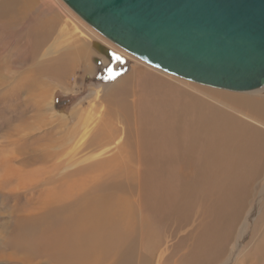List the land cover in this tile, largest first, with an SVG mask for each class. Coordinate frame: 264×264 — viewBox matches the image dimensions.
Listing matches in <instances>:
<instances>
[{"label":"rangeland","instance_id":"1","mask_svg":"<svg viewBox=\"0 0 264 264\" xmlns=\"http://www.w3.org/2000/svg\"><path fill=\"white\" fill-rule=\"evenodd\" d=\"M49 3H52L50 9L36 7L30 19L21 21L24 25L21 22H16L13 26L0 25V243L7 240L15 225L16 216L41 211L39 201L44 200L46 194L58 192L49 191L42 182L32 185L30 176L17 171H32L31 176H42V164L33 162V149L42 147L48 142L47 139H59L71 140L68 154H73L76 158L82 156L84 162L90 157L94 162L111 157V170L124 171L125 179L121 177L120 183L131 190L123 192L118 187L120 183L104 188L111 187V196L124 199L132 208L135 227L138 226V233L143 236V240L141 236H137V250L140 248L144 254L153 257L155 264H185L187 248L195 250L198 241L196 236L209 227L212 217L216 216L214 212H207V206L215 200H219L217 206L222 214L219 229L216 228V237L213 239L217 246L211 250L210 256L216 255L210 259L203 257L191 264H221V261L232 254L233 245L241 235L242 223L261 195L259 198L262 204L259 205L258 213H255L256 217L254 215L255 218L240 238L242 249H246L237 251L236 256H244L239 259V264L247 258L250 259L249 262L259 261L258 264H264V257L257 251L259 247H264V124L249 121L233 110L239 105L240 98L237 95H244L246 92L202 85L160 70L109 40L64 0H49ZM38 18H46L51 24V35L42 49L43 56L42 53L33 55L26 41L27 26L37 23L40 20ZM16 41L21 44L16 46ZM41 60L47 70L57 63L59 67L56 71L48 70L49 74L43 77L44 81L39 82L40 84L30 85L27 78L36 73L33 70ZM30 65H33L32 69ZM23 80L24 83L21 84ZM28 88L30 92L33 90L31 95L25 92ZM42 90L46 94L50 91L47 100L49 109L43 112L35 105ZM247 111L250 112L248 108ZM82 112V118L75 121L69 119L72 122L70 126L65 124L71 115L79 117ZM24 113L23 117L18 116ZM208 114L234 122L231 124L236 125L240 135L258 136L260 144L257 146L260 148L253 150L249 157L245 156L241 160L243 163L236 165V160L240 158L236 154L241 145L229 137L226 145L220 147L218 143L211 149V156L205 162L208 166L206 171L197 170L200 165L199 155H177L171 161L173 169L193 189L190 215H185L184 212L177 214L175 205L170 202L163 204L160 212L147 210L143 196V191L146 190L143 186L144 178L150 184L158 185L161 172L149 177L146 172L160 166L162 161L160 156L152 160L147 155L143 149L144 137L151 135L150 131L158 118H162L164 123L178 118L189 124ZM101 116L107 122L111 121L116 132L111 134V142H107L109 136H105L91 145L95 127L102 123ZM228 131L224 130L223 136ZM60 141L55 144H60ZM53 149L56 150V147ZM78 151L81 153L78 154ZM84 156L87 157L83 158ZM51 162L47 165H52L53 161ZM87 166L88 164L85 171L71 176L69 181L64 177L58 184V189L64 186L63 191L68 193L95 185ZM79 168L81 167L76 169ZM178 168H183L184 172L177 171ZM76 169L67 168L63 175ZM127 170H130L133 179L128 177ZM106 180L107 176L101 183H106ZM160 214L166 223L170 224L177 218L185 223L180 227H166L164 232V227L157 221ZM171 230H174L172 235ZM236 256L230 259L232 264H236ZM234 258L236 259L233 260ZM135 261L138 264L140 258L136 257Z\"/></svg>","mask_w":264,"mask_h":264},{"label":"bare ground","instance_id":"2","mask_svg":"<svg viewBox=\"0 0 264 264\" xmlns=\"http://www.w3.org/2000/svg\"><path fill=\"white\" fill-rule=\"evenodd\" d=\"M50 5H52V3L50 4L49 0H0V25L4 27L13 26L16 22L30 19V15L36 7L50 9ZM39 17L42 16L39 15ZM27 29L28 31L26 36L28 38L26 41L30 46L28 49H31L33 51V55L37 56L42 53L43 47L48 42L51 35V24L48 22V19L42 18L37 20V23L27 26ZM18 31L20 30L18 29ZM3 32L5 31L3 30ZM21 32H23L22 29ZM18 35L17 37L20 36ZM22 38L24 37L22 36ZM16 43L17 46L19 43L17 41ZM86 46L83 47L85 48ZM5 50L6 49H4V51ZM24 53H26V51ZM43 55L44 54L42 53V56ZM85 55L86 54H84V56ZM1 61L2 59H0V66ZM43 63V61L41 63L38 62L39 65L36 67L37 69L35 68L33 70L36 73L31 74V76L28 75V84L34 85L39 82H43V77L45 75H48L50 71H56L59 67L57 66L58 63H54L55 65H51L52 67L50 69L48 67V70H50L48 71L46 69L47 67L45 68V64ZM26 72L29 71L27 70ZM20 83H24V80ZM28 87L32 89L31 86ZM15 90L16 88L13 91ZM32 91L30 92L29 88L28 90H25L28 94L32 93ZM245 92L246 93H244V95H237L241 100L238 99L239 105L237 104L238 106L233 110L241 117H244L245 119L247 118L249 121H256V123L264 124V86ZM49 93L50 91L46 94L43 90L39 92V94L36 93L39 96V100H37V103L35 102V105H37V109H40L42 112L49 109L47 102ZM16 105H18L17 102ZM247 108L250 112L247 111ZM25 113L18 116L23 117ZM74 116L71 115L68 120L65 121V124L70 126L72 124L71 121L82 118L84 116V112H82L79 117ZM101 118L102 123L95 127V135H92L91 137V145L97 139L105 136H109L107 137V142H111V134L116 132L113 126H111V121L107 122L102 116ZM69 119H71V121ZM225 119L226 118L219 116L213 117L210 116V114L206 115L203 119L198 118V122H196L197 120L195 122L192 120L193 122H190L189 124H185L178 118L173 119V122L170 121L169 123H164L162 118L157 119L155 122L156 124L150 131L151 135L144 137L145 143L143 145V149L147 152V155L152 158V160H155L158 156H160L162 161L160 166L149 169L148 172H146L147 177L161 172L160 183L158 185H152L146 178H144L145 185L143 184V186L146 190L145 192L143 191V196L147 210L160 212L163 204L170 202L175 205L177 214L184 212L185 215H190V205L193 202V189L188 187L189 182L186 179L180 178L173 169L171 161L177 155H199L200 165L197 170L206 171L208 170V166L205 162L211 156V149L218 143L220 147L226 145L229 137L234 140L236 144L239 143L238 145H241L238 149V153L236 154L237 158L238 156L240 157L236 160V165L243 163L241 160H243L245 156L249 157L253 150L260 148V146H257V144H260L258 136H251L248 134L240 135L236 125L231 124L234 122L229 120L226 121ZM224 130H229V133L226 134V136H223ZM47 141L48 142L42 147L39 146L33 149V162H39L42 164L41 170L46 173V175L43 173L40 177H33L31 176L32 171H25L23 173H21V171L17 172L24 176H30L29 181L32 185L37 182H42L47 186L49 191L58 190V192L46 194L45 199L39 201L42 209L41 211L27 216H16L15 225L9 233L7 240L2 244L0 243V263L5 261L4 264H46V262L56 264H135V259L137 257L140 258V262L138 264H155L152 259L153 257H150L148 254H144L143 250L140 248L137 250V239H139L137 236H141L140 238L142 240L143 236L138 233V226L135 227V222L132 218V208L128 206L124 199L117 196H111V187L104 188L106 186L120 183L121 177L125 179L124 171L111 170L110 156V158L100 160V162H94L92 157L84 162L81 158L82 156L80 158H76L75 155L68 154V144L71 140L60 141L57 139L53 141V139H47ZM59 141L60 144L56 145L55 143ZM53 147H56V150L53 149ZM84 150L86 151L87 149ZM105 151L106 150L104 149L103 152ZM79 153H81V151H78V154ZM62 156L65 157L62 158ZM86 157L87 156H84L83 158ZM51 161H53V164L47 165L48 162L52 163ZM81 162H84L82 166L80 165ZM87 164V168L89 169L90 175L93 177L95 185L91 187H84L82 191L76 190L75 192L68 193L63 191L64 186L58 189V184L64 177L68 180L71 176H75L76 174L85 171ZM78 167L81 168L76 169ZM67 168L76 170L67 172L65 176L63 175V172ZM177 171L184 172V169L178 168ZM127 173L128 177L133 179V175L130 170H127ZM106 176V183H101L103 178ZM185 181L188 183L186 184ZM222 182L223 179L221 183ZM123 184L124 183L119 184L118 187L120 190L123 192L131 190V188L126 187ZM259 197L261 198V195ZM259 197L253 207L249 209L250 211L245 219V222L242 223L243 225L240 231L241 235L249 223H251V221L256 217L255 213H258L259 205L261 206L262 204H260L261 199ZM218 201L219 200H215L207 206V212H214L216 216L212 217L213 219L210 222V226L196 236L198 241L195 250H192L190 247L187 248L188 254L184 259L185 264L194 263L196 260L199 261V259H202L203 257L209 259L215 257L216 254H214L213 257L210 255H212L211 250L217 246L215 245L213 239L216 237L215 235L217 232L215 233V230L216 228L219 229V219H221L220 217L222 216L221 211L217 206ZM157 221L164 227V232L166 231V227H180L183 223H185L179 218L170 224L166 223L161 214L157 218ZM172 234H174V230H171V235ZM241 235L239 236L236 244L233 245V252L230 257L223 262L221 261V264H232L230 259L236 256L238 253L237 251H245L246 248L242 249V243L240 242ZM216 240H218V238ZM257 251L262 257H264V247H259V250ZM206 254L208 255L205 256ZM242 257L238 256L237 259L234 258L233 260L236 259L235 263L239 264L241 262L239 259ZM252 258L253 257H251V259ZM249 261V258L246 260L244 259L241 264L259 263V261L258 263Z\"/></svg>","mask_w":264,"mask_h":264},{"label":"water","instance_id":"3","mask_svg":"<svg viewBox=\"0 0 264 264\" xmlns=\"http://www.w3.org/2000/svg\"><path fill=\"white\" fill-rule=\"evenodd\" d=\"M64 1L116 45L176 76L234 92L264 86V0Z\"/></svg>","mask_w":264,"mask_h":264}]
</instances>
